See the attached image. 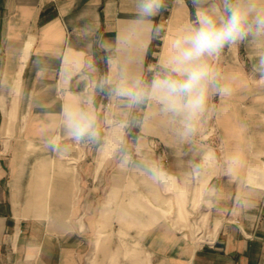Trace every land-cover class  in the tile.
<instances>
[{
    "label": "crops",
    "instance_id": "1",
    "mask_svg": "<svg viewBox=\"0 0 264 264\" xmlns=\"http://www.w3.org/2000/svg\"><path fill=\"white\" fill-rule=\"evenodd\" d=\"M195 11L163 0L142 19L137 0H0V264H264V38L211 61L232 91L209 96L190 137L154 102L128 108L99 87L118 71L150 81ZM89 101L96 143L63 125L65 108ZM106 119L126 122L111 152ZM207 151L215 164L194 175Z\"/></svg>",
    "mask_w": 264,
    "mask_h": 264
},
{
    "label": "clouds",
    "instance_id": "2",
    "mask_svg": "<svg viewBox=\"0 0 264 264\" xmlns=\"http://www.w3.org/2000/svg\"><path fill=\"white\" fill-rule=\"evenodd\" d=\"M195 19L182 27L167 42L158 69L150 81L141 76L117 72L116 80L100 82L101 91L126 101L132 108L146 102L160 106L162 113L170 114L180 126L183 137L192 136L203 117L210 95L228 96L231 87L222 84L219 73L212 64L225 46L236 45L246 39L264 38V0H193ZM204 5V6H200ZM163 7V0H137L140 18L154 17ZM111 62V58H109ZM260 64L264 66V57ZM88 108L67 107L63 111V125L68 137L76 141L99 142L102 129L96 111ZM109 151L122 143L126 122L113 123ZM212 151L203 154L201 162L194 165V175L215 164ZM228 171L239 167L238 155L228 159Z\"/></svg>",
    "mask_w": 264,
    "mask_h": 264
},
{
    "label": "rangeland",
    "instance_id": "3",
    "mask_svg": "<svg viewBox=\"0 0 264 264\" xmlns=\"http://www.w3.org/2000/svg\"><path fill=\"white\" fill-rule=\"evenodd\" d=\"M110 127H111V126H110ZM110 127H109V128H110ZM195 224H196V220L191 221V224L188 222V224H187V228H188V229H191V227L194 226ZM197 226H198V229H199V230H202V229H203V230L205 231V230H206V226H207V225H206V220H199ZM196 240H197V238H196ZM204 240H205V239H204Z\"/></svg>",
    "mask_w": 264,
    "mask_h": 264
},
{
    "label": "built area",
    "instance_id": "4",
    "mask_svg": "<svg viewBox=\"0 0 264 264\" xmlns=\"http://www.w3.org/2000/svg\"><path fill=\"white\" fill-rule=\"evenodd\" d=\"M167 20H165V22H166ZM109 106H111L110 104H109V102H106L105 104H104V110H107L108 108H109Z\"/></svg>",
    "mask_w": 264,
    "mask_h": 264
}]
</instances>
